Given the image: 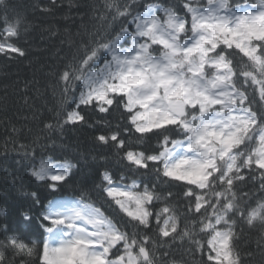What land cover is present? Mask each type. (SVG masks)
Listing matches in <instances>:
<instances>
[{
    "label": "snow or ice",
    "instance_id": "obj_1",
    "mask_svg": "<svg viewBox=\"0 0 264 264\" xmlns=\"http://www.w3.org/2000/svg\"><path fill=\"white\" fill-rule=\"evenodd\" d=\"M104 13L100 19L119 22V32L82 42L64 61L61 100L45 127L55 133L87 123L90 108L122 111L126 127L105 121L108 130L95 137L126 162V173L117 179L105 170L101 181L121 218L85 203L86 193L57 196L75 187L76 165L21 144L31 176L51 199L40 212L38 242L0 232V264L8 251L35 253L39 264H169L165 246L178 238L204 264H250L237 227L258 229L264 254V0H107ZM23 22L0 15V55H25L15 42ZM133 130L134 140L127 136ZM137 174L179 185L183 209L171 190L162 197ZM246 178L259 179V196L243 191ZM29 195L33 205L41 202Z\"/></svg>",
    "mask_w": 264,
    "mask_h": 264
},
{
    "label": "trees",
    "instance_id": "obj_2",
    "mask_svg": "<svg viewBox=\"0 0 264 264\" xmlns=\"http://www.w3.org/2000/svg\"><path fill=\"white\" fill-rule=\"evenodd\" d=\"M140 2L179 6L182 0ZM58 3L63 7H53L50 0H6V7H0V15L7 12L12 19L17 16L23 19L20 36L15 42L25 52L22 57L0 55V232L8 230L25 243L29 239L38 242L42 238L40 212L51 196L43 182L31 176L30 162L19 151L21 144L30 146L38 155L43 152L67 158L76 165L71 178L75 187L61 189L57 196L75 200L80 198L81 192L86 193L85 203L100 207L110 218H121L118 208L110 207L105 201L101 181L105 170L117 179L121 172L126 173V162L120 161L113 149L101 147L95 137L108 130L105 121L113 127H126L122 111L114 107L109 113H99L90 108L86 113L87 123L64 125L55 133L45 127L52 122L53 110L61 100L56 81L64 61L82 42L112 38L119 32L120 25L110 18L100 19L105 14L107 0H58ZM44 7H52V10L41 11ZM133 133L134 130L127 136L134 140L139 134ZM133 178L156 184L162 197L171 190L177 208L183 209V189L179 185L158 182L152 175L141 177L137 174ZM241 187L243 191L260 195L259 179L246 178ZM31 192L41 198L39 204L33 205ZM24 213L31 219L26 220ZM237 232L238 246L245 259L248 260L251 253L250 264H264V254L257 248L259 230L238 225ZM165 248L169 264H204L203 257L193 254L187 239L178 238ZM4 264H39V257L35 253L26 256L8 251Z\"/></svg>",
    "mask_w": 264,
    "mask_h": 264
}]
</instances>
